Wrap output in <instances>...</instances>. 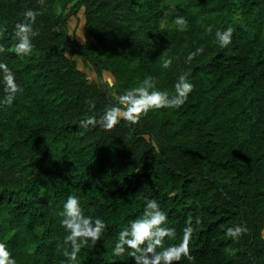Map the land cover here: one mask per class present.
Wrapping results in <instances>:
<instances>
[{"label": "trees", "instance_id": "obj_1", "mask_svg": "<svg viewBox=\"0 0 264 264\" xmlns=\"http://www.w3.org/2000/svg\"><path fill=\"white\" fill-rule=\"evenodd\" d=\"M28 9L41 13L40 34L20 57L13 34ZM80 11L84 39L70 30ZM229 27L232 43L222 48L215 32ZM0 45V62L24 89L0 104V242L16 264H70L60 223L70 195L107 224L76 264H135L112 248L149 200L176 230L165 247L193 218L194 260L180 264H264V0H0ZM185 72L195 87L179 109H154L112 131L80 127L146 77L174 94ZM240 224L247 234L226 237Z\"/></svg>", "mask_w": 264, "mask_h": 264}, {"label": "clouds", "instance_id": "obj_2", "mask_svg": "<svg viewBox=\"0 0 264 264\" xmlns=\"http://www.w3.org/2000/svg\"><path fill=\"white\" fill-rule=\"evenodd\" d=\"M38 3L43 5L45 0H38ZM39 14L41 13L28 9L23 12L24 20L15 25L13 35L17 42L13 50L20 57L28 56L33 52L35 45L32 43V38L40 34L33 25ZM175 23L181 26L180 30H184V26L187 25L184 17H177ZM212 30V26L207 27L210 34ZM215 37L219 46L226 48L232 43L233 29L231 27L224 30L218 29L215 32ZM3 51L5 49L3 45H0V52ZM204 51L203 46L198 47L194 52L188 54L185 63L191 64L192 60L198 55H202ZM172 63L173 59L168 58L164 60L162 66L167 69L171 67ZM189 76V72L179 75L172 95L167 91H160L153 77H146L137 87L127 89L123 94L116 96V102L106 107L99 119L95 115L86 117L80 122V127L91 126L94 128L99 125L105 131H112L121 120L129 124H137L143 116L154 109H179L187 102L195 87L189 81ZM0 84L3 85L4 96L0 100V104L3 105L11 106L17 94H22L24 91L17 84L12 70L4 62H0ZM90 103L94 108L95 104ZM60 215L63 217L60 221L61 226L67 233L64 237V244L71 247L70 251L65 247L63 255L70 264H76L82 247L88 241H91V245L94 247L101 239L107 224L99 217L85 216L79 198L74 195H70L66 199ZM167 222L168 216L156 200L147 201L143 214L131 220L119 232L118 239L112 248L113 256L121 257L127 253L135 264H180L183 259L194 260L190 250V243L196 231L193 226V218L190 216L186 220L180 242L165 247V239H173L176 236L174 228L166 227ZM195 223L196 225L201 223L199 217L195 219ZM248 232L246 224H240L227 228L225 235L238 241ZM261 238H264V233L261 234ZM226 251L231 252V249H226ZM0 264H16L11 252L3 242H0Z\"/></svg>", "mask_w": 264, "mask_h": 264}, {"label": "rangeland", "instance_id": "obj_3", "mask_svg": "<svg viewBox=\"0 0 264 264\" xmlns=\"http://www.w3.org/2000/svg\"><path fill=\"white\" fill-rule=\"evenodd\" d=\"M80 19L72 16L70 19V27H71V31H73L74 28H76L77 30V34L81 39H84V35H83V21H84V15L82 13V11H80L79 13ZM107 78H110L111 80H113V77L110 76L109 74L105 75Z\"/></svg>", "mask_w": 264, "mask_h": 264}]
</instances>
